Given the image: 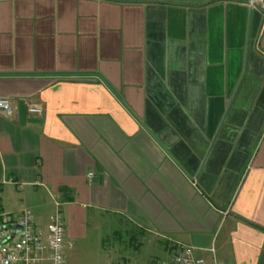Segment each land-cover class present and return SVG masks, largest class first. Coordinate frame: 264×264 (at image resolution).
Returning <instances> with one entry per match:
<instances>
[{
    "label": "crops",
    "instance_id": "1",
    "mask_svg": "<svg viewBox=\"0 0 264 264\" xmlns=\"http://www.w3.org/2000/svg\"><path fill=\"white\" fill-rule=\"evenodd\" d=\"M0 98L10 217L44 229L58 210L71 239L96 214L154 239L153 259L264 264V9L0 0Z\"/></svg>",
    "mask_w": 264,
    "mask_h": 264
},
{
    "label": "built area",
    "instance_id": "2",
    "mask_svg": "<svg viewBox=\"0 0 264 264\" xmlns=\"http://www.w3.org/2000/svg\"><path fill=\"white\" fill-rule=\"evenodd\" d=\"M247 6L264 9V0H246ZM30 115H39L38 104L26 103ZM0 110L11 116V105L0 98ZM92 174H89L91 176ZM57 205V204H56ZM66 241L63 217L58 210L50 217L44 229L35 226L30 210H24L18 217L0 212V264H65ZM148 264H204L195 255L192 246H184L165 258H155Z\"/></svg>",
    "mask_w": 264,
    "mask_h": 264
},
{
    "label": "rangeland",
    "instance_id": "3",
    "mask_svg": "<svg viewBox=\"0 0 264 264\" xmlns=\"http://www.w3.org/2000/svg\"><path fill=\"white\" fill-rule=\"evenodd\" d=\"M66 241L70 245L65 264H148L159 248L158 243L151 244L154 239L140 238L123 220H102L96 214L88 215L83 236Z\"/></svg>",
    "mask_w": 264,
    "mask_h": 264
},
{
    "label": "water",
    "instance_id": "4",
    "mask_svg": "<svg viewBox=\"0 0 264 264\" xmlns=\"http://www.w3.org/2000/svg\"><path fill=\"white\" fill-rule=\"evenodd\" d=\"M237 1H246V0H237Z\"/></svg>",
    "mask_w": 264,
    "mask_h": 264
},
{
    "label": "trees",
    "instance_id": "5",
    "mask_svg": "<svg viewBox=\"0 0 264 264\" xmlns=\"http://www.w3.org/2000/svg\"><path fill=\"white\" fill-rule=\"evenodd\" d=\"M0 212H1V210H0Z\"/></svg>",
    "mask_w": 264,
    "mask_h": 264
}]
</instances>
